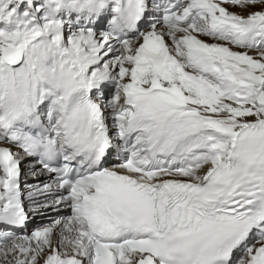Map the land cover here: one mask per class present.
Returning a JSON list of instances; mask_svg holds the SVG:
<instances>
[{
    "label": "snow or ice",
    "instance_id": "1",
    "mask_svg": "<svg viewBox=\"0 0 264 264\" xmlns=\"http://www.w3.org/2000/svg\"><path fill=\"white\" fill-rule=\"evenodd\" d=\"M0 264H264V0H0Z\"/></svg>",
    "mask_w": 264,
    "mask_h": 264
}]
</instances>
